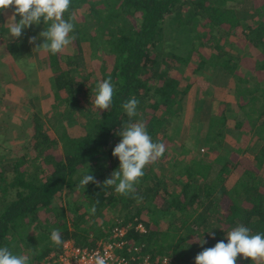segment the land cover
I'll list each match as a JSON object with an SVG mask.
<instances>
[{
  "label": "trees",
  "instance_id": "1",
  "mask_svg": "<svg viewBox=\"0 0 264 264\" xmlns=\"http://www.w3.org/2000/svg\"><path fill=\"white\" fill-rule=\"evenodd\" d=\"M84 6L97 23L95 29L77 19L76 11ZM72 12L77 37L72 51L46 53L53 73L55 124L50 127L37 109L30 120L20 119L19 129L26 132V139L16 157L0 159V247L42 260L62 247L50 239L54 229L60 230L64 242L94 246L119 224L95 229V221L107 210H118L123 224L142 222L147 232L132 231L131 245L139 247L142 255H151V260L167 257L169 264H195L198 253L220 240L227 243V232L239 224L252 234L264 233V0H71L65 18ZM1 13L0 45L5 44L6 52L16 58L22 42L4 39ZM171 21L172 29L167 28ZM45 27L42 21L32 25V31L39 37ZM171 30L182 37L187 49L163 51L166 37H174L168 36ZM233 36L236 42L230 40ZM250 58L254 71L247 75L244 69L249 68ZM185 67L190 77L209 68L214 89L233 79L236 108L220 98L206 144L209 152H216L227 137L226 130L237 129L242 139L237 140L239 147L212 162H180L173 175L145 172L136 185L135 195L142 199L119 195L114 187L89 184L79 189L86 198L84 208L78 201L63 206L62 194L76 191L85 174L94 175L103 185L118 170L120 162L112 151L121 141L117 131L129 119L122 104L131 97L139 101L134 120L145 121L153 141L160 142L158 135L166 134L162 129L178 115L181 98L190 88H182L180 77L172 74ZM109 77L115 86L112 107L99 114L95 89ZM194 80L191 77L190 85ZM250 140L261 144L253 159L241 149V143ZM233 176L237 179L230 182ZM198 177L201 184L193 185ZM171 181L177 189L170 193ZM149 203L158 206L147 207ZM81 209L84 213L76 221L68 219L66 211L78 215ZM220 210L223 217L211 231L213 238L206 230L210 217ZM87 214L89 223L82 224ZM237 264L252 261L238 256Z\"/></svg>",
  "mask_w": 264,
  "mask_h": 264
},
{
  "label": "rangeland",
  "instance_id": "2",
  "mask_svg": "<svg viewBox=\"0 0 264 264\" xmlns=\"http://www.w3.org/2000/svg\"><path fill=\"white\" fill-rule=\"evenodd\" d=\"M230 2V5H236L235 2ZM13 12L14 8H10L1 13L5 18L4 23L9 21L8 15L12 16ZM76 15L78 21L87 22L89 25H91L92 29L97 27V23H95L89 16V12L85 6L81 9H78L76 11ZM182 15H184V13ZM19 19L20 17L17 16L16 22H19ZM186 19L187 17L183 16L182 21L186 22ZM173 21L176 24L177 20L175 19ZM173 21H171L172 27L168 24L167 28L170 27L172 29L174 27V25H172ZM4 28L6 29V37L4 36L6 41L18 40L22 42V45L20 47V53L16 58H14L12 55L8 56L9 54L6 52L7 49L4 47L5 44L0 45V84L5 85V88L0 86V91L4 93V95H2L3 93H0V127L1 129H4L1 130L2 132L0 131V159H4L5 157H16V149L18 146L16 148L15 143L19 141V143H17V145H19L20 143L24 142V139L20 136L22 134V129H19V123L15 121L16 119L19 121L24 117L27 118L31 116L33 110L35 111L36 109L39 110V112H42L43 118L47 120V123L50 124V127H53L56 119V117L52 115V104L54 103L55 99L53 93L49 91L51 82L50 78L53 73L48 67L46 52L40 54L42 55L41 59L37 56L38 51L34 49L36 45L29 43V38L35 37V35L29 36V34L26 33L27 28L24 30L23 35L18 39L11 37L6 26H4ZM220 33L217 34L218 37L221 36ZM168 36L174 37L169 40H167L166 37V40H164L165 46L163 51L168 52L173 49L175 50L176 47H178L180 51L187 49V47L182 44V37H179L177 32H173V30H171L169 31ZM230 40L236 42V38L234 36L230 37ZM65 50L71 52L72 45L67 46ZM252 59L254 58L252 57ZM252 59L250 58L246 62V66L249 67V70L246 68L244 69L247 75H250L251 72L253 73L254 71ZM172 74L173 76L178 75V77H180L182 88L187 87L188 85L190 88L181 100L180 111L178 115L174 117L170 124H165V128L162 129L166 131V134L158 135L160 142H167L165 145L166 152L164 156L156 163L146 167L145 172L148 174H152L156 170L159 171L160 174L170 175L174 169L176 170L179 167L180 162H185L187 164H201L208 160L212 162V160H215L221 153L226 152L227 149H231V151L237 149L239 145L233 146L235 141L237 142L239 138L240 141L242 140L239 130L229 129L226 130L227 137L224 143L219 148L215 147L216 152H209L207 149H205L203 147V143L207 137L208 121L212 117L213 113L216 114L219 112V103L215 97L212 99V95H221V93H217L216 89L213 88V83L211 84L212 81L210 80H212V71L209 68H206L201 72L192 73L191 77H195L196 80L194 81L196 82L193 81L194 83L191 85L189 68L187 69L185 67L183 70L178 69ZM245 78H247V76ZM9 82L11 83L10 86ZM230 82L231 80H229V84ZM8 86L9 89H7ZM24 87L25 90L22 91ZM222 94L223 95L220 98H225L226 100L233 99L236 102V98L232 96L233 94L231 91H227L226 93ZM233 100L232 102L234 104ZM201 102H203L204 105H201ZM211 102L212 107H209ZM161 116H163V114ZM21 121L22 120H20V122ZM245 134L250 137L249 139H252V135L248 133L246 128ZM163 135H166L167 138H163ZM250 152V149L245 151V153ZM255 156V153H253L251 158H254ZM204 159L206 161H203ZM116 169H119V167H116ZM173 174L174 173H172V175ZM103 177L107 178L106 176ZM233 177L237 179V176ZM235 180L231 178L230 182ZM201 181L202 178L200 179V177H198L193 182V185L197 183L201 184ZM168 189L170 193L176 191L177 188H175L174 181H171ZM60 200V203L63 206H67L69 203L73 204L76 201H78V204L81 205L80 208H84V205L86 204V198L78 189L72 193L69 192V190H66L62 194ZM150 204L152 207L158 206L155 203H149L146 206L149 207ZM80 211H78V215L70 214L69 211H66L69 217L68 219L70 221H76V219H78L77 217L84 213V210L81 209ZM217 212L218 213L216 215L213 214L210 217L208 223L211 226L208 225L206 231L211 232L217 227V225L220 226V223H218L217 219L222 218L223 213L221 210ZM90 217L91 215L89 214L84 216L82 224H88ZM123 219V215L118 210L117 212L107 210L103 216L98 217L95 221L97 224L95 229L98 230L100 225L104 226L106 223L111 224L112 227L115 223L122 222ZM33 227V229L37 228L36 224ZM28 256L30 257V264L40 263L38 255Z\"/></svg>",
  "mask_w": 264,
  "mask_h": 264
},
{
  "label": "clouds",
  "instance_id": "3",
  "mask_svg": "<svg viewBox=\"0 0 264 264\" xmlns=\"http://www.w3.org/2000/svg\"><path fill=\"white\" fill-rule=\"evenodd\" d=\"M71 0H0V12L14 8L13 15L4 25L8 28L11 37L20 38L26 28L32 25L39 26L43 21L45 30L40 32L39 37H30L29 43L35 44L34 49L53 55L61 53L71 45L76 36L75 12L65 18L69 13ZM19 16V22L16 17ZM42 40L43 43H38ZM34 67V66H33ZM96 95L94 106L100 111L109 110L112 107L115 86L111 78L98 83L95 89ZM139 101L133 96L122 104L128 122L124 123L117 131L122 139L112 151L113 157H118L120 166L107 178L103 185L96 180L94 175L85 174L79 181L77 189L86 188L89 184L97 187H114L115 193L124 196H132L135 199H142L136 196V185L145 175L147 166L156 163L166 152L163 142H154L149 135L146 122L134 120L139 115ZM95 212V207L92 208ZM215 238L213 232L209 233ZM50 239L55 246H61L65 242L61 232L54 229ZM227 243L220 240L214 247L205 248L195 257V264H237V257L242 256L245 260H251L252 264L264 260V233L252 234L251 230L239 224L226 235ZM206 243L203 240L201 246ZM108 253L101 254L96 251L92 255L94 264H107ZM0 264H30V257L24 254H14L9 247H0Z\"/></svg>",
  "mask_w": 264,
  "mask_h": 264
},
{
  "label": "built area",
  "instance_id": "4",
  "mask_svg": "<svg viewBox=\"0 0 264 264\" xmlns=\"http://www.w3.org/2000/svg\"><path fill=\"white\" fill-rule=\"evenodd\" d=\"M132 231L144 234L147 229L137 219L126 224L119 222L111 229L109 237L96 245L86 247L75 244L73 240H66L59 251L47 254L40 264H94L92 255L96 251L108 253L107 264H169L167 257L151 260V255H142L139 247H133L128 237ZM127 252L131 256H124Z\"/></svg>",
  "mask_w": 264,
  "mask_h": 264
},
{
  "label": "crops",
  "instance_id": "5",
  "mask_svg": "<svg viewBox=\"0 0 264 264\" xmlns=\"http://www.w3.org/2000/svg\"><path fill=\"white\" fill-rule=\"evenodd\" d=\"M9 16V19H10V16L11 15H8ZM3 19L5 20V18H4V15H3ZM6 23H4V25H5ZM28 31H30V32H28ZM26 33H28L29 34V36H31V35H35L34 34V31H32V26L30 27V28H27V31H26ZM35 37H37L36 35H35ZM37 50V49H36ZM38 51V57L41 59L42 58V55H40V54H43L44 52H42V51H40V50H37ZM12 54L11 53H9V55L8 56H11ZM13 56V55H12ZM14 57V56H13ZM15 58V57H14ZM231 80V82H230V84L228 83V85L227 86H229L228 88H227V86H223V87H220L219 88V84H217V89H216V92L217 93H221V95H212V99H214V97L216 98V100L218 101V103H219V107H220V97L223 95L222 93H226L227 91H232V96H234V92H233V90H234V88H235V83H234V81H233V79H230ZM210 81H212V80H210ZM211 84H212V82H211ZM11 85V83L9 82V86ZM0 86L2 87H4L5 88V85H2V84H0ZM9 86H8V88L7 89H9ZM212 86H213V84H212ZM25 90V87H24V89L22 90V91H24ZM49 91H51V93H53V91H52V89H51V87L49 88ZM0 93H3V92H1L0 91ZM2 95H4V93L2 94ZM53 95H54V93H53ZM224 95H227V94H224ZM184 96H182V98H183ZM182 98H181V100H182ZM234 98H235V96H234ZM222 99V98H221ZM233 100V99H232ZM232 100L231 99H227L226 100V102L228 103V104H230V105H232V106H234V107H232V108H236V102L234 101V104H233V102H232ZM201 105L203 104V102H201L200 103ZM204 105V104H203ZM209 107H212V102L209 104ZM220 109V108H219ZM210 111H211V108H210ZM33 112H35L34 110H33ZM195 113V112H194ZM212 113V112H211ZM219 114V112L218 113H216V114H212V115H218ZM21 116H23V115H21ZM30 117V116H29ZM29 117H27L28 119H29ZM25 118V117H24ZM13 120H15V119H13ZM30 120V119H29ZM16 122H19L18 121V119H16L15 120ZM209 124H210V120L208 121V126H207V133H208V127H209ZM1 130H4V129H1V127H0V131ZM2 132V131H1ZM1 136V135H0ZM24 140L26 139V132L25 131H22V134L20 135ZM163 138H167V136L166 135H163ZM239 141H240V138H239ZM205 142H206V139H205ZM203 143V147L205 148V149H207V144L206 143ZM243 142V141H242ZM17 143H19V141H17L16 143H15V145H16V148H17V146H18V148L16 149V151H18L19 150V148L21 147V145L23 144V143H20L19 145H17ZM166 143L167 142H164V144L166 145ZM238 145V142H236L235 141V143H234V145L233 146H237ZM260 146H261V144L259 143V142H256V143H252V140H250V141H248V143H241V148H243V151L245 152V151H247L248 149H250V151L252 152H250V159H253V158H251V155L253 154V153H258V151H259V149H260ZM254 147H255V152H254ZM0 151H1V149H0ZM231 151V149H228V151H226V152H223L222 154H226L227 152H230ZM234 180L236 179V178H234V177H232Z\"/></svg>",
  "mask_w": 264,
  "mask_h": 264
}]
</instances>
